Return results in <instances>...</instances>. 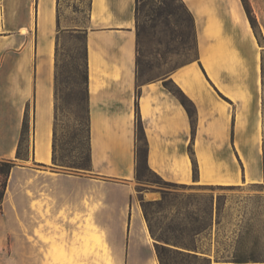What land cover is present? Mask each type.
I'll use <instances>...</instances> for the list:
<instances>
[{"label":"crops","instance_id":"obj_1","mask_svg":"<svg viewBox=\"0 0 264 264\" xmlns=\"http://www.w3.org/2000/svg\"><path fill=\"white\" fill-rule=\"evenodd\" d=\"M182 1L193 16L196 54L165 79L189 100L191 114L165 79L137 83L135 0H90L82 31L90 167L74 172L53 163L57 0H0V158L24 164L12 168L7 185L29 175L28 201L16 196L11 204L7 191L3 200L22 213L15 264H158L153 249L117 243L148 238L134 198L137 89L147 164L162 178L195 186L264 182L261 51L243 4ZM25 119L28 152L17 158ZM95 239L109 246L93 248Z\"/></svg>","mask_w":264,"mask_h":264},{"label":"rangeland","instance_id":"obj_2","mask_svg":"<svg viewBox=\"0 0 264 264\" xmlns=\"http://www.w3.org/2000/svg\"><path fill=\"white\" fill-rule=\"evenodd\" d=\"M151 1L139 2V81L161 79L177 65L194 58L196 53L192 19L184 4L180 0H168L167 10L160 13L155 5L152 6L156 0ZM248 2L253 12L252 1ZM255 2L263 10L260 16L253 12L261 51L263 150L264 0ZM89 4L90 0H58L59 28L71 34H63L57 45L54 125L57 161L54 167L74 172L89 170L88 112L82 79L85 70L84 43L76 39L77 31H84L87 27ZM23 139L21 156L25 157L29 146L26 119ZM22 162L15 160L16 165L24 166ZM78 163L85 165L79 166ZM7 186L6 198L11 204L16 196L23 202L28 201V173L18 175ZM135 187L134 198L140 206L150 241L145 237L119 240L118 247L154 250L157 240L149 232L146 211L158 231L195 247V251L180 248L181 253H167L166 264L245 263L234 262L236 259L264 262V182L256 185H182L142 166L135 174ZM3 207L0 211V264H15L19 260L20 228L16 216H22V213L18 214L9 205ZM75 242L79 243L78 240ZM108 246L107 241L99 239L92 240L91 244L93 248L107 249Z\"/></svg>","mask_w":264,"mask_h":264},{"label":"trees","instance_id":"obj_3","mask_svg":"<svg viewBox=\"0 0 264 264\" xmlns=\"http://www.w3.org/2000/svg\"><path fill=\"white\" fill-rule=\"evenodd\" d=\"M141 0H135V27H136V34H137V56H136V75H137V83H141L144 81H139V77H138V55H139V28H138V14H139V2ZM153 1V0H152ZM151 1V2H152ZM185 8L187 9V11L189 12L191 19H192V26H193V33H194V39H195V30H194V22H193V16L191 14V12L188 10V8L186 7L185 3L180 0ZM243 3V7L245 9V12L247 14V17L249 19V22L253 28V31L255 33V36L257 37V33L255 30V18L253 15V12L250 8L249 2L248 0H241ZM57 4H58V0H57ZM151 4V3H150ZM169 1L168 0H156L155 3H153L152 6H156L157 9L160 11V13H163L165 10H167ZM65 33H70L66 30H61L59 28V31L57 33L56 36V48H55V120H54V125H55V121H56V97H57V67H58V62H57V45L59 42V39L62 37L63 34ZM76 39L78 40V42H83L84 43V74L82 75V79H84V83L86 85L87 82V70H86V51H85V33L84 32H80L77 31L76 34ZM195 51H196V43H195ZM196 54V53H195ZM264 70V68H263ZM171 71V70H170ZM168 73L163 77V79H165L167 77ZM154 80V79H152ZM145 81H150V80H145ZM163 85L165 87H167L171 92H173L181 101V103L186 107V109L189 111V113L191 114V106H190V102L189 100L185 97V95L181 92V90L173 83V81L171 79H165L163 80ZM85 92H86V88H85ZM139 91L138 89L136 90L135 93V108H136V149H135V153H136V172L135 174L138 173V171H140L142 166L145 167H149L147 164V141L144 135V131H143V126L141 123V119L139 117L138 111H137V97H138ZM86 100H87V94H86ZM88 111V108H87ZM24 133H25V126L20 138V142H19V147L17 149V158H23L21 155V144L23 142V137H24ZM88 147H89V139H88ZM190 149V147H189ZM263 150H264V144H263ZM264 155V153H263ZM89 158V167H90V155H88ZM57 161L56 159V150H55V142H54V130H53V163L55 164ZM16 165L15 160L13 159H0V210L2 209L3 206V200L5 197V192H6V188H7V183L12 171V168ZM79 166H84L85 164L83 163H78ZM151 169V168H150ZM195 162L193 160V170L195 171ZM263 169H264V157H263ZM152 170V169H151ZM184 185V184H182ZM145 217L148 220V228H149V232L150 234L157 240L154 243V251L156 254V257L159 261V264H166L165 262V258H166V254L167 253H181L183 252L182 249L180 248H184L187 250H193L195 251V247L187 244V243H181L175 239H172L170 237H168L163 231H158L157 228L154 227V225L151 223L150 218L148 217L146 211H145ZM171 245V246H170ZM250 261L249 259H236L234 260V262H248Z\"/></svg>","mask_w":264,"mask_h":264},{"label":"bare ground","instance_id":"obj_4","mask_svg":"<svg viewBox=\"0 0 264 264\" xmlns=\"http://www.w3.org/2000/svg\"><path fill=\"white\" fill-rule=\"evenodd\" d=\"M22 32H26V29H25V28H23V29H22Z\"/></svg>","mask_w":264,"mask_h":264}]
</instances>
